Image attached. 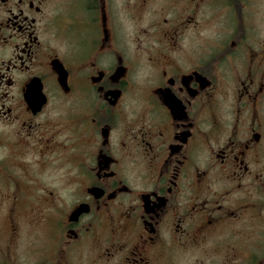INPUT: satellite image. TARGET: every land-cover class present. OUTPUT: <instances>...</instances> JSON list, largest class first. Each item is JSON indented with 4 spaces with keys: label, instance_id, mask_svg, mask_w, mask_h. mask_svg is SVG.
<instances>
[{
    "label": "flooded vegetation",
    "instance_id": "af4514ba",
    "mask_svg": "<svg viewBox=\"0 0 264 264\" xmlns=\"http://www.w3.org/2000/svg\"><path fill=\"white\" fill-rule=\"evenodd\" d=\"M257 3L0 0V264H264Z\"/></svg>",
    "mask_w": 264,
    "mask_h": 264
},
{
    "label": "rangeland",
    "instance_id": "374dc122",
    "mask_svg": "<svg viewBox=\"0 0 264 264\" xmlns=\"http://www.w3.org/2000/svg\"><path fill=\"white\" fill-rule=\"evenodd\" d=\"M222 11V9H220V12ZM254 20L255 23L257 24V33L258 35L255 37H252V39H255L259 42H261L264 45V0H260V3H257V7H256V16H254ZM124 29L129 30L132 27V22L130 21H124ZM58 174H59V186L61 188V184H62V169L58 170ZM258 251H260L259 247H258Z\"/></svg>",
    "mask_w": 264,
    "mask_h": 264
}]
</instances>
